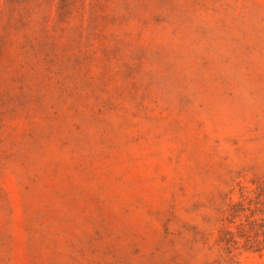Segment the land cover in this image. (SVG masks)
Segmentation results:
<instances>
[{
	"label": "rangeland",
	"instance_id": "rangeland-1",
	"mask_svg": "<svg viewBox=\"0 0 264 264\" xmlns=\"http://www.w3.org/2000/svg\"><path fill=\"white\" fill-rule=\"evenodd\" d=\"M0 264H264V0H0Z\"/></svg>",
	"mask_w": 264,
	"mask_h": 264
}]
</instances>
